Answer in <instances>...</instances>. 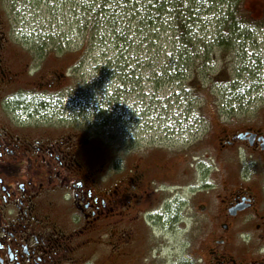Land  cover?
<instances>
[{"label":"rangeland","instance_id":"obj_1","mask_svg":"<svg viewBox=\"0 0 264 264\" xmlns=\"http://www.w3.org/2000/svg\"><path fill=\"white\" fill-rule=\"evenodd\" d=\"M4 2L5 21L14 40V119L44 123L43 128L54 123V134L63 132L78 144L82 141L85 165L115 194L114 232L121 225L123 242L133 244L136 238L146 246L126 261L205 264L199 259L208 258L203 233L188 236L189 215L193 205L221 190L216 177L221 169V140L263 123L264 29L255 31V40L245 45L244 53L238 50L210 62L212 75L226 81L229 74L235 75L233 71L225 75L226 68L236 67L242 89L250 83L252 88L236 96L216 82L203 104L188 79L182 82L184 87L163 72L162 58L151 65L145 50L125 48L124 56L113 55L90 41L82 53L80 0ZM242 7L250 19L264 20V0H243ZM50 45L58 52L43 59L35 54L40 46ZM242 62L253 68L251 78L243 69L240 72ZM47 74L51 79L56 76L51 86L46 85ZM41 82L47 91L36 89ZM120 83L123 91L112 93L107 103L110 91L122 88ZM131 192L132 203L123 208ZM118 252L114 262L119 261Z\"/></svg>","mask_w":264,"mask_h":264},{"label":"flooded vegetation","instance_id":"obj_2","mask_svg":"<svg viewBox=\"0 0 264 264\" xmlns=\"http://www.w3.org/2000/svg\"><path fill=\"white\" fill-rule=\"evenodd\" d=\"M4 3L0 0V264H136L127 257L146 246L134 235L133 244L123 242L119 224L114 232L113 192L85 165L82 141L54 134V123L43 128V122L14 119V40ZM47 75L51 86L56 76ZM36 89L48 90L45 82ZM262 122L221 140L216 176L221 190L206 192L204 202L193 205L188 236L203 233L208 258L199 259L205 264H264ZM130 194L123 208L130 207Z\"/></svg>","mask_w":264,"mask_h":264},{"label":"trees","instance_id":"obj_3","mask_svg":"<svg viewBox=\"0 0 264 264\" xmlns=\"http://www.w3.org/2000/svg\"><path fill=\"white\" fill-rule=\"evenodd\" d=\"M242 3L243 0H80V48L84 53L91 41L93 46L103 47L105 53L112 51L113 55L124 56L125 48L135 47L137 53L145 50L150 53L151 65L162 58L163 72L170 73L184 87L187 86L182 82L188 79L192 92L202 96L203 104L209 101L216 82L237 96L238 91L252 88V83L242 89L235 78L236 67L226 68L225 75L235 73L225 77L226 81L220 79L221 75H212L209 69L213 58L238 50L244 53L245 45L255 40V31L264 29V20L247 17ZM52 52L58 50L52 45L40 46L35 54L43 59ZM194 66H200L199 70ZM241 69L249 78L254 74L244 62L240 72ZM124 84L110 91L107 103L112 101V93L123 91Z\"/></svg>","mask_w":264,"mask_h":264},{"label":"clouds","instance_id":"obj_4","mask_svg":"<svg viewBox=\"0 0 264 264\" xmlns=\"http://www.w3.org/2000/svg\"><path fill=\"white\" fill-rule=\"evenodd\" d=\"M185 259H190V257H185Z\"/></svg>","mask_w":264,"mask_h":264}]
</instances>
